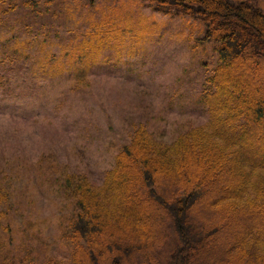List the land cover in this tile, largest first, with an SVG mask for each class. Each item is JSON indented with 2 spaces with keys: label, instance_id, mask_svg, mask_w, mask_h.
<instances>
[{
  "label": "rangeland",
  "instance_id": "374dc122",
  "mask_svg": "<svg viewBox=\"0 0 264 264\" xmlns=\"http://www.w3.org/2000/svg\"><path fill=\"white\" fill-rule=\"evenodd\" d=\"M0 0V264H70L63 177L102 182L133 131L169 144L207 120L204 26L144 0ZM248 1L264 13V0Z\"/></svg>",
  "mask_w": 264,
  "mask_h": 264
},
{
  "label": "trees",
  "instance_id": "16d2710c",
  "mask_svg": "<svg viewBox=\"0 0 264 264\" xmlns=\"http://www.w3.org/2000/svg\"><path fill=\"white\" fill-rule=\"evenodd\" d=\"M144 1L203 24L196 45L217 57L199 97L207 120L169 144L137 127L97 186L63 177L70 264H264V13L248 1Z\"/></svg>",
  "mask_w": 264,
  "mask_h": 264
}]
</instances>
